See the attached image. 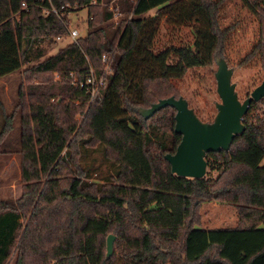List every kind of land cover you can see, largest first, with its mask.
Returning a JSON list of instances; mask_svg holds the SVG:
<instances>
[{
    "label": "trees",
    "instance_id": "trees-1",
    "mask_svg": "<svg viewBox=\"0 0 264 264\" xmlns=\"http://www.w3.org/2000/svg\"><path fill=\"white\" fill-rule=\"evenodd\" d=\"M221 1L0 0V77L41 57L42 42L65 34L63 11L86 8L84 35L20 68L12 108L20 115L21 191L15 200L0 198V264L11 252L13 264H107L99 243L110 230L124 241V264H264V111L256 108L264 97L249 103L244 128L226 150L205 153L214 177L208 171L198 178L170 172L163 154L173 152L180 137L172 107L147 118L136 111L177 97L170 78L222 57L228 26L217 19ZM49 3L58 14L43 12ZM245 3L259 14L258 37L238 65L256 56L264 70V0ZM111 6L120 14L115 22ZM162 15L190 22L191 43L154 51ZM103 52L111 54L112 72L88 102L70 80L82 79L88 66L99 73ZM50 72L58 74L52 83L57 93L79 99L81 110L85 106L83 124L68 117L71 104L63 97L49 101L52 87L32 81V74ZM12 112L2 113L7 127ZM86 147L106 161L107 173L98 181L87 177L99 166L79 162ZM209 200L232 204L237 224L194 227L200 202Z\"/></svg>",
    "mask_w": 264,
    "mask_h": 264
},
{
    "label": "rangeland",
    "instance_id": "rangeland-1",
    "mask_svg": "<svg viewBox=\"0 0 264 264\" xmlns=\"http://www.w3.org/2000/svg\"><path fill=\"white\" fill-rule=\"evenodd\" d=\"M112 2V0H110ZM110 4V3H109ZM108 4V5H109ZM111 5V4H110ZM264 8V4H261ZM112 7V6H111ZM112 17L110 20L115 22L119 15L117 10L112 7ZM154 12V8L147 11L148 14ZM217 19L219 25L228 26L223 43L222 58L225 60L227 67L231 68L230 82L234 83V90L239 100L243 99L250 90L260 83L264 78V70H262L257 61V57L253 56L246 63L238 65V61L251 48L258 37V16L257 12L245 3V0H222L217 11ZM69 18V25L75 26L78 33L84 35L86 32V8H79L63 11ZM193 40L191 24L188 21L174 22L160 16L154 35L152 37L151 47L154 51L161 50L169 45L190 44ZM70 39L63 34L58 40L44 41L41 43L43 55L37 59L28 62H22L20 68H25L42 60L46 56L54 53L64 46ZM214 57H220L217 54ZM174 56H170L168 60L173 61ZM20 68L7 73L0 82V98L3 101L5 110L11 109L12 103L16 101V88L20 80ZM216 65L211 60L206 65L188 67L182 76L170 78L167 84L170 85V91L176 96H181L187 101V105L193 109L197 117L202 121H210L215 113L214 103L219 101L215 92V80L213 77ZM22 74V73H21ZM33 82L40 84L39 86H50L54 95L49 101H57L63 97V102L69 105L68 117L76 122V126L83 124V111L85 106L76 107L80 102L79 99L66 98L64 95L57 93L53 84L58 80L57 73H41L32 74ZM57 82V81H56ZM32 83V82H31ZM53 83V84H52ZM35 84V83H33ZM4 87V88H3ZM73 106V109H72ZM257 112L264 111V103L261 101L256 105ZM1 121V118H0ZM71 140V134L67 136L66 141ZM19 128L18 114L12 121V127L2 138L0 143V198L15 200L21 191V180L19 176ZM79 162L82 166L92 164L99 168L89 170L87 180H96L101 175H105L106 161L102 159L99 151L86 147L79 155ZM206 171L212 177L215 171ZM63 173L64 171L61 170ZM60 177H64L59 174ZM237 214L235 207L230 203L218 201H202L198 206V222L194 227L213 228V227H233L237 224ZM25 219H22V223ZM20 230L18 231L19 234ZM108 234L113 235L111 242L110 254L105 257V238ZM99 250L102 258H106L107 264H124L126 253L124 241L113 231H107L105 235L100 237ZM15 253L11 252L4 264H13Z\"/></svg>",
    "mask_w": 264,
    "mask_h": 264
},
{
    "label": "water",
    "instance_id": "water-1",
    "mask_svg": "<svg viewBox=\"0 0 264 264\" xmlns=\"http://www.w3.org/2000/svg\"><path fill=\"white\" fill-rule=\"evenodd\" d=\"M214 63L216 68L213 77L219 101L214 103L215 113L210 121L200 120L181 96L159 98L148 107L136 108L143 118L166 105L174 109L173 131L180 137L173 152L164 153L163 158L169 164L170 172L177 176H203L206 171L205 153L226 150L233 137L244 128L241 117L247 111L249 103L264 97L263 78L239 100L234 83L230 82L231 68L227 67L222 57H215ZM112 239V234L105 238V257L110 254Z\"/></svg>",
    "mask_w": 264,
    "mask_h": 264
},
{
    "label": "built area",
    "instance_id": "built-area-1",
    "mask_svg": "<svg viewBox=\"0 0 264 264\" xmlns=\"http://www.w3.org/2000/svg\"><path fill=\"white\" fill-rule=\"evenodd\" d=\"M49 1V0H47ZM63 7V6H61ZM43 12H47L48 10H51L55 13H57L56 9L49 3V6L42 8ZM58 14V13H57ZM61 16L65 19V36H67L70 41L74 40L76 37L80 36L78 33V30L75 26H70L69 18L66 17L65 13H61ZM60 37H55L56 40H58ZM110 53L103 52L99 56L100 60V72L95 73L93 68L91 66H88L82 79L75 80L72 78L70 80L71 84L77 85L79 88L82 89L84 94L87 96V101L90 102L93 97L99 95L100 89L104 86L105 83V77L108 74H111L112 69L110 66ZM69 76H72V72H68ZM242 119V117H241Z\"/></svg>",
    "mask_w": 264,
    "mask_h": 264
},
{
    "label": "crops",
    "instance_id": "crops-1",
    "mask_svg": "<svg viewBox=\"0 0 264 264\" xmlns=\"http://www.w3.org/2000/svg\"><path fill=\"white\" fill-rule=\"evenodd\" d=\"M5 76V75H4ZM4 76H2V77H0V82L1 81H4L5 79L3 78ZM4 88V87H3ZM5 104H3V101L1 100V98H0V118H1V121H0V131H2L3 129L2 128H4L5 127V129H6V131L4 132L3 131V133H5V134H7V132L10 130V128L12 127V121H13V118H14V116L16 115V114H18V128H19V133H20V115H19V113H18V111L16 110V109H13L12 107H13V103H12V106H11V109L10 110H8V111H6L5 110V106H4ZM12 110H15V113H13L12 112ZM10 112H12L13 113V115H11V117H9L8 119H9V123L7 122V124H8V127L5 125V123H4V121H3V114L2 113H10ZM8 119H7V121H8ZM5 125V126H4ZM237 220V219H236ZM219 227H224V226H219Z\"/></svg>",
    "mask_w": 264,
    "mask_h": 264
}]
</instances>
